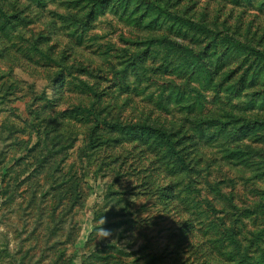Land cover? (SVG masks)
<instances>
[{"label":"rangeland","instance_id":"obj_1","mask_svg":"<svg viewBox=\"0 0 264 264\" xmlns=\"http://www.w3.org/2000/svg\"><path fill=\"white\" fill-rule=\"evenodd\" d=\"M0 264H264V0H0Z\"/></svg>","mask_w":264,"mask_h":264},{"label":"trees","instance_id":"obj_2","mask_svg":"<svg viewBox=\"0 0 264 264\" xmlns=\"http://www.w3.org/2000/svg\"><path fill=\"white\" fill-rule=\"evenodd\" d=\"M230 42H234L233 40L232 41H230ZM237 42V41H236Z\"/></svg>","mask_w":264,"mask_h":264}]
</instances>
